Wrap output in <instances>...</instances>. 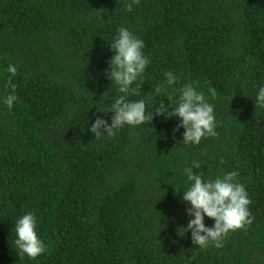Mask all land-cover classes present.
<instances>
[{
    "label": "trees",
    "instance_id": "obj_1",
    "mask_svg": "<svg viewBox=\"0 0 264 264\" xmlns=\"http://www.w3.org/2000/svg\"><path fill=\"white\" fill-rule=\"evenodd\" d=\"M126 2L0 0V264H264V108L254 102L264 0H140L131 12ZM120 27L151 61L130 99L154 113L153 90L171 71L174 100L192 83L214 105L217 136L183 145L179 119L154 116L95 139L91 123L112 116L98 108L119 95L103 73ZM193 162L205 179L238 172L251 200L253 223L221 248L196 247L184 229L183 169ZM27 212L47 247L35 261L20 260L12 243Z\"/></svg>",
    "mask_w": 264,
    "mask_h": 264
},
{
    "label": "clouds",
    "instance_id": "obj_2",
    "mask_svg": "<svg viewBox=\"0 0 264 264\" xmlns=\"http://www.w3.org/2000/svg\"><path fill=\"white\" fill-rule=\"evenodd\" d=\"M139 3L140 0H127L124 7L131 12L134 5ZM109 48L113 55L103 75L111 82L112 87H116L119 95L114 97L106 109L98 108L99 113H111L112 116L111 123L99 114L91 123L90 131L95 139L113 138L126 126L140 127L149 124L154 116L162 117L165 122L178 118L180 122L176 131L183 129V145H199L202 139L217 136L214 105L192 83L181 87L178 100H174L172 93L180 77L171 71L164 73V80L153 90L156 100L154 113L148 110L144 99H130L140 95L144 73L151 62L144 54L145 43L142 39L128 28L120 27ZM6 71L10 74L6 91L10 88L11 92L4 102L8 108H12L17 101L14 94L16 85L12 83L17 68L9 65ZM209 92L213 97L216 95L212 89ZM164 97L167 98V103ZM254 102L256 107L264 108V86L258 88ZM194 168L199 169L200 164L193 162L183 169L187 186L182 190V203L190 205L185 208L189 219L184 229L191 233L192 243L196 247L206 249L213 245L221 248L230 232L245 229L253 223L249 209L251 200L246 188L238 180V172H226L215 179H205L202 174L194 172ZM206 217L214 221L211 227L206 226ZM12 243L20 260L27 257L35 261L47 252L45 242L39 237L37 217L33 212L25 213L16 221L15 239Z\"/></svg>",
    "mask_w": 264,
    "mask_h": 264
}]
</instances>
